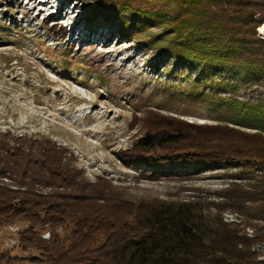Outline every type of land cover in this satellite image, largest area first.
<instances>
[{
  "label": "trees",
  "instance_id": "trees-1",
  "mask_svg": "<svg viewBox=\"0 0 264 264\" xmlns=\"http://www.w3.org/2000/svg\"><path fill=\"white\" fill-rule=\"evenodd\" d=\"M92 1L90 18H120L118 38L148 36L158 54L200 67L197 80H185L192 82L189 98L231 111L228 122L216 124L135 112L138 131L120 160L144 179L195 168L223 170L218 176L228 182L181 188L196 192L185 199L101 175L90 181L55 141L0 131V228L21 225L17 247L37 254L32 264H264V39L257 34L264 0ZM52 23L47 30L66 38L68 29ZM227 212L238 221H228ZM70 225L72 236L60 242L59 231ZM22 261L0 251V264Z\"/></svg>",
  "mask_w": 264,
  "mask_h": 264
},
{
  "label": "rangeland",
  "instance_id": "rangeland-1",
  "mask_svg": "<svg viewBox=\"0 0 264 264\" xmlns=\"http://www.w3.org/2000/svg\"><path fill=\"white\" fill-rule=\"evenodd\" d=\"M86 3L94 2L0 0V131L55 141L74 154L90 181L101 175L155 195L183 192L185 199L196 192L180 191L184 187L225 186L228 180L218 176L223 170L167 168L151 180L120 160L118 152L131 147L138 131L132 127L135 112L151 108L192 123L216 124L228 122L231 111L189 98L192 82L185 80H197L200 67L181 66L175 57L158 54L146 35L145 41L118 38L120 18H90ZM53 20L68 29L66 38L47 30L45 24L52 27ZM243 128L252 131L248 125ZM182 177L189 181H176ZM236 216L225 214L228 221ZM21 229L0 228V251L10 250L12 257L23 260L20 264H32L30 258L37 254H23L17 247ZM73 230L71 225L62 228L58 240L67 241Z\"/></svg>",
  "mask_w": 264,
  "mask_h": 264
},
{
  "label": "bare ground",
  "instance_id": "bare-ground-1",
  "mask_svg": "<svg viewBox=\"0 0 264 264\" xmlns=\"http://www.w3.org/2000/svg\"><path fill=\"white\" fill-rule=\"evenodd\" d=\"M259 36L264 39V24L258 29Z\"/></svg>",
  "mask_w": 264,
  "mask_h": 264
},
{
  "label": "built area",
  "instance_id": "built-area-1",
  "mask_svg": "<svg viewBox=\"0 0 264 264\" xmlns=\"http://www.w3.org/2000/svg\"><path fill=\"white\" fill-rule=\"evenodd\" d=\"M250 234H252V232H251ZM49 237H50V235H49V233H48L47 239H48Z\"/></svg>",
  "mask_w": 264,
  "mask_h": 264
}]
</instances>
